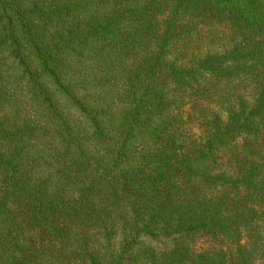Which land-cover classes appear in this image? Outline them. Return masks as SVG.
<instances>
[{
    "label": "trees",
    "instance_id": "16d2710c",
    "mask_svg": "<svg viewBox=\"0 0 264 264\" xmlns=\"http://www.w3.org/2000/svg\"><path fill=\"white\" fill-rule=\"evenodd\" d=\"M0 264H264V0H0Z\"/></svg>",
    "mask_w": 264,
    "mask_h": 264
}]
</instances>
